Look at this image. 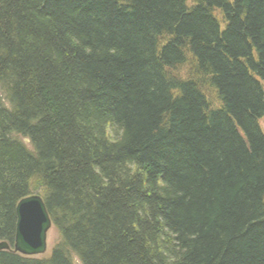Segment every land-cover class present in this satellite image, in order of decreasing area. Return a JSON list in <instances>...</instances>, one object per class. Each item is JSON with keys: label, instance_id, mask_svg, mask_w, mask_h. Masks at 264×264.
Wrapping results in <instances>:
<instances>
[{"label": "trees", "instance_id": "trees-1", "mask_svg": "<svg viewBox=\"0 0 264 264\" xmlns=\"http://www.w3.org/2000/svg\"><path fill=\"white\" fill-rule=\"evenodd\" d=\"M263 121L264 0H0V264H264Z\"/></svg>", "mask_w": 264, "mask_h": 264}, {"label": "water", "instance_id": "water-1", "mask_svg": "<svg viewBox=\"0 0 264 264\" xmlns=\"http://www.w3.org/2000/svg\"><path fill=\"white\" fill-rule=\"evenodd\" d=\"M15 211L17 225L14 247L0 242V251H12L26 258L44 256L48 248V233L53 228L44 200L37 194L25 197Z\"/></svg>", "mask_w": 264, "mask_h": 264}, {"label": "rangeland", "instance_id": "rangeland-1", "mask_svg": "<svg viewBox=\"0 0 264 264\" xmlns=\"http://www.w3.org/2000/svg\"><path fill=\"white\" fill-rule=\"evenodd\" d=\"M230 1H233V0H230ZM261 125H262L263 132H264V121L261 122ZM26 145L28 147H30L29 144H26ZM58 241H59V234H58V232H56V229L53 227L52 229L49 230V233H48V238H47L48 248H47V252L45 253L44 256H40L38 258L39 259L49 258V256L51 255L52 250L57 246ZM74 260H76V259H74Z\"/></svg>", "mask_w": 264, "mask_h": 264}]
</instances>
